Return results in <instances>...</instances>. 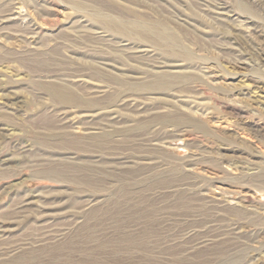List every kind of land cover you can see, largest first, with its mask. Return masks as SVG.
<instances>
[{
	"label": "rangeland",
	"instance_id": "374dc122",
	"mask_svg": "<svg viewBox=\"0 0 264 264\" xmlns=\"http://www.w3.org/2000/svg\"><path fill=\"white\" fill-rule=\"evenodd\" d=\"M241 263L264 264V0H0V264Z\"/></svg>",
	"mask_w": 264,
	"mask_h": 264
},
{
	"label": "bare ground",
	"instance_id": "6f19581e",
	"mask_svg": "<svg viewBox=\"0 0 264 264\" xmlns=\"http://www.w3.org/2000/svg\"><path fill=\"white\" fill-rule=\"evenodd\" d=\"M144 34V31L142 32ZM166 37L168 38L169 36L166 35L165 33H162L160 34V37ZM71 86V85H69ZM98 87V86H97ZM100 87V86H99ZM102 89V88H101ZM100 92V91H99ZM50 96H51V99L54 101V102H57V103H63V104H70V105H78L77 103L80 102V100L82 99V96H78L74 93H72L70 91V89H66V87L64 86H59V85H54L52 87V91H49L48 93ZM98 95L96 96H93V97H97ZM98 97H101V96H98ZM111 99V97H109V100ZM185 102V101H184ZM119 105H123L122 103H119ZM183 106V105H182ZM175 113V112H174ZM172 114L173 113H168L166 114L167 115H170L169 118L170 122L172 123H178L180 122V118H182V115L179 114L178 116L175 115V117L172 118ZM152 118H156L155 116H153ZM165 119V117H164ZM167 120V118H166ZM198 124V123H197ZM196 124V128L197 129H204V126L203 125H200L199 127L197 126ZM101 134L100 138L99 139L100 141H103L104 138H105V134L106 132H99ZM151 133V132H150ZM156 133L152 134V136H154ZM153 139V138H152ZM150 139V140H152ZM45 175H50L52 177H59L61 178V175L62 173H64V170L63 169H60V168H53V169H50V170H47L46 172H44ZM195 244V243H194ZM241 264H244V263H241Z\"/></svg>",
	"mask_w": 264,
	"mask_h": 264
}]
</instances>
